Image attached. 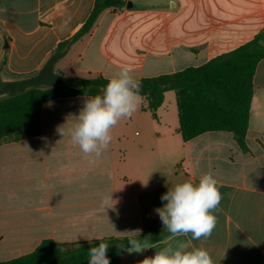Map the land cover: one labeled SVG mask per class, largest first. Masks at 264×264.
Returning a JSON list of instances; mask_svg holds the SVG:
<instances>
[{
	"label": "crops",
	"instance_id": "1",
	"mask_svg": "<svg viewBox=\"0 0 264 264\" xmlns=\"http://www.w3.org/2000/svg\"><path fill=\"white\" fill-rule=\"evenodd\" d=\"M124 1L125 8L105 11L54 65L64 83L108 79L124 66H131L136 80L174 74L264 31V0ZM95 2L0 0V85L36 77L55 48L83 27ZM64 21L68 26L61 30ZM253 85L247 152L229 132L184 142L176 94L169 92L158 120L142 98L133 116L113 129L109 147L90 162L67 134L90 97L43 104L38 136L0 146V262L30 254L47 239L75 244L162 228L155 211L166 203L160 197L211 173L222 185L217 224L209 238L191 243L206 248L216 264H264V60ZM110 192L116 203L104 211L101 200ZM168 242L142 253L124 251L120 264H139Z\"/></svg>",
	"mask_w": 264,
	"mask_h": 264
},
{
	"label": "trees",
	"instance_id": "2",
	"mask_svg": "<svg viewBox=\"0 0 264 264\" xmlns=\"http://www.w3.org/2000/svg\"><path fill=\"white\" fill-rule=\"evenodd\" d=\"M126 5L124 0H96L83 27L55 48L38 73L36 81L44 86L22 90L0 100V146L38 136L43 104L58 98L92 97L103 92L108 79L100 75L76 79L74 84L66 85L62 74L54 73L52 69L73 44L92 32L105 11L121 10ZM263 60L264 31L239 48L202 66L140 79V95L147 103L145 110L158 120L157 111L164 104L165 95L174 92L179 112V132L184 142L207 132H229L239 148L247 152L245 139L254 91L253 77ZM169 237L170 234L162 227L131 238L148 239L153 245ZM128 238L110 237L75 244H61L47 239L32 253L0 264H88V250L100 242L109 244L107 256L110 264H120L123 252L130 247ZM120 244H124L125 249H120Z\"/></svg>",
	"mask_w": 264,
	"mask_h": 264
},
{
	"label": "clouds",
	"instance_id": "3",
	"mask_svg": "<svg viewBox=\"0 0 264 264\" xmlns=\"http://www.w3.org/2000/svg\"><path fill=\"white\" fill-rule=\"evenodd\" d=\"M68 26L64 21L61 30ZM131 66L122 67L115 75L108 78L103 92L86 98L76 122L68 129V135L73 145L79 147L85 157L94 162L109 147L113 140V129L123 119H128L139 109L142 97L140 82L132 75ZM61 136L65 133L60 127ZM147 184V183H146ZM145 184V185H146ZM222 185L211 173H204L198 183L186 180L169 188L160 199L166 201L161 208L155 211L163 227L170 234L166 246L157 250L154 256L145 257L139 264H216L209 251L203 246H196L191 241L207 239L211 236L222 200L220 191ZM112 193H107L101 200L100 207L104 211L113 208L116 201ZM139 234V230L136 231ZM188 241L179 237H188ZM175 240V244L171 241ZM129 253H142L152 249L148 239H127ZM125 249L124 244L119 245ZM109 244L100 242L98 246L88 250V264H110L107 256Z\"/></svg>",
	"mask_w": 264,
	"mask_h": 264
},
{
	"label": "water",
	"instance_id": "4",
	"mask_svg": "<svg viewBox=\"0 0 264 264\" xmlns=\"http://www.w3.org/2000/svg\"><path fill=\"white\" fill-rule=\"evenodd\" d=\"M53 70V69H52ZM37 77V76H36ZM36 77H33L31 79H27V80H24V81H21V82H16V83H8V84H3V85H0V100L4 99V98H7L8 96H10L11 94H14V93H18V92H15L20 86H23V87H20V91L22 90H27V89H31V88H35V87H43L44 85L42 86H34V87H28L26 86L27 84H32V85H35V84H39L37 81H36ZM19 91V92H20ZM4 96V97H3ZM3 97V98H2Z\"/></svg>",
	"mask_w": 264,
	"mask_h": 264
},
{
	"label": "rangeland",
	"instance_id": "5",
	"mask_svg": "<svg viewBox=\"0 0 264 264\" xmlns=\"http://www.w3.org/2000/svg\"><path fill=\"white\" fill-rule=\"evenodd\" d=\"M64 84H66V85H69V84H67V83H64ZM42 86V85H40V84H35V85H32V84H27L26 86H28V87H34V86ZM24 86V85H23ZM23 86H20V87H23ZM20 87L15 91V92H19L20 91Z\"/></svg>",
	"mask_w": 264,
	"mask_h": 264
}]
</instances>
